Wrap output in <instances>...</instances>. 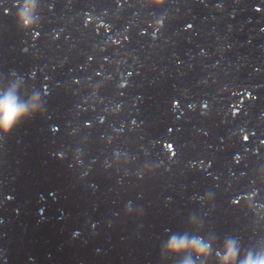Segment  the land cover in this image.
Segmentation results:
<instances>
[{
    "label": "water",
    "instance_id": "obj_1",
    "mask_svg": "<svg viewBox=\"0 0 264 264\" xmlns=\"http://www.w3.org/2000/svg\"><path fill=\"white\" fill-rule=\"evenodd\" d=\"M0 0V264H264V0ZM175 238L209 243L198 258Z\"/></svg>",
    "mask_w": 264,
    "mask_h": 264
},
{
    "label": "clouds",
    "instance_id": "obj_2",
    "mask_svg": "<svg viewBox=\"0 0 264 264\" xmlns=\"http://www.w3.org/2000/svg\"><path fill=\"white\" fill-rule=\"evenodd\" d=\"M35 6V0H25L23 10L20 15V20L26 26L29 24V18L24 13H30ZM39 104V97L34 95L29 103H23L16 95L15 88L7 91L0 92V133H7L11 128L22 118L26 117L30 111H34ZM210 248L209 243H202L200 240H193L191 242L187 239L177 241L173 238L169 245L168 250L176 253L184 251L185 249L191 250L198 258L208 255ZM237 250L234 244L229 243L226 246L223 254L221 264H231L236 258ZM185 264H192L191 260L185 261ZM244 264H253L252 261H245Z\"/></svg>",
    "mask_w": 264,
    "mask_h": 264
}]
</instances>
